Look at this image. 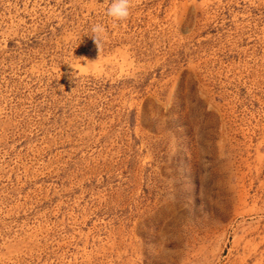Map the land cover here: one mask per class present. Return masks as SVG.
I'll list each match as a JSON object with an SVG mask.
<instances>
[{
    "label": "rangeland",
    "instance_id": "374dc122",
    "mask_svg": "<svg viewBox=\"0 0 264 264\" xmlns=\"http://www.w3.org/2000/svg\"><path fill=\"white\" fill-rule=\"evenodd\" d=\"M108 7L0 0V264H264V0Z\"/></svg>",
    "mask_w": 264,
    "mask_h": 264
},
{
    "label": "clouds",
    "instance_id": "9594fccd",
    "mask_svg": "<svg viewBox=\"0 0 264 264\" xmlns=\"http://www.w3.org/2000/svg\"><path fill=\"white\" fill-rule=\"evenodd\" d=\"M109 7L107 8V15L111 17L115 21H123L126 20L130 15V9L132 6V0H108ZM92 41L97 49L98 53H100L103 47V37L105 35V28L101 24H96L92 27ZM99 59V58H98ZM98 59L95 61H90L87 57H80L78 60L85 61L84 67H87L89 64L95 66ZM72 69L73 66L70 65ZM68 79L72 81L74 77V73H68ZM63 87V86H62Z\"/></svg>",
    "mask_w": 264,
    "mask_h": 264
}]
</instances>
